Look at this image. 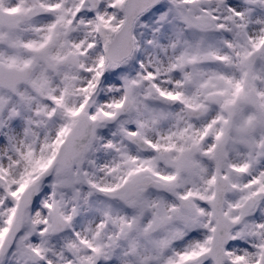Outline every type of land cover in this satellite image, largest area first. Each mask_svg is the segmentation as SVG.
I'll return each mask as SVG.
<instances>
[{
  "label": "snow or ice",
  "instance_id": "snow-or-ice-1",
  "mask_svg": "<svg viewBox=\"0 0 264 264\" xmlns=\"http://www.w3.org/2000/svg\"><path fill=\"white\" fill-rule=\"evenodd\" d=\"M0 264H264V0H0Z\"/></svg>",
  "mask_w": 264,
  "mask_h": 264
}]
</instances>
